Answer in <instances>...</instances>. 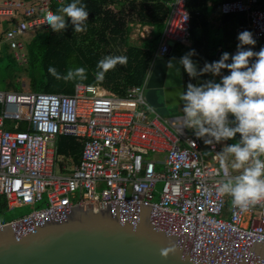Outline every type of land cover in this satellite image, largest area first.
I'll list each match as a JSON object with an SVG mask.
<instances>
[{"label":"built area","instance_id":"obj_1","mask_svg":"<svg viewBox=\"0 0 264 264\" xmlns=\"http://www.w3.org/2000/svg\"><path fill=\"white\" fill-rule=\"evenodd\" d=\"M263 1H224L220 14H245L254 38L264 41ZM187 2L168 5L146 79L123 94L93 85H77L73 94L0 91V199L8 210L31 209L6 224L0 217V227L75 205L98 212L107 204H150L194 222L198 236L207 223L264 243V203L241 212L215 193L217 181L233 174L216 158L222 147L208 145L212 157L206 160L203 141L189 129L179 132L180 117L167 120L146 98L157 59L192 42ZM53 3L64 6L65 0H0V59H25L23 40L51 30L45 17ZM61 137L82 144L69 174L58 150Z\"/></svg>","mask_w":264,"mask_h":264},{"label":"water","instance_id":"obj_2","mask_svg":"<svg viewBox=\"0 0 264 264\" xmlns=\"http://www.w3.org/2000/svg\"><path fill=\"white\" fill-rule=\"evenodd\" d=\"M172 60L177 71L169 68ZM157 59L146 98L169 115L167 91L184 87V70ZM75 205L0 227V264H264V243L150 204Z\"/></svg>","mask_w":264,"mask_h":264},{"label":"clouds","instance_id":"obj_3","mask_svg":"<svg viewBox=\"0 0 264 264\" xmlns=\"http://www.w3.org/2000/svg\"><path fill=\"white\" fill-rule=\"evenodd\" d=\"M45 21L56 33L67 31L69 25L82 33L87 31L89 11L83 0H71L56 12H48ZM237 39L235 54L224 52L218 61H206L203 67L193 60L194 49L176 61L197 81L187 83L180 95L178 130H191L212 148L223 145L215 152L216 158L233 174L226 173L217 181L215 193L229 197L231 207L244 212L264 203V47L254 50L257 41L248 30L241 31ZM127 62L125 55H106L97 63L96 81L102 82L108 71ZM168 66L177 71L172 60ZM48 72L66 82L87 79L84 67L69 68L63 75L54 67ZM204 76L211 78L202 80Z\"/></svg>","mask_w":264,"mask_h":264},{"label":"trees","instance_id":"obj_4","mask_svg":"<svg viewBox=\"0 0 264 264\" xmlns=\"http://www.w3.org/2000/svg\"><path fill=\"white\" fill-rule=\"evenodd\" d=\"M34 2L35 0H26ZM55 1V0H53ZM175 0H83L89 11V21L86 34L81 39L69 25L67 31L59 33L50 31L31 33L28 44L30 55L31 88L36 93L73 94L77 85L102 86L107 90L123 94L131 86L141 85L147 77L154 55L157 52L169 15V4ZM209 0H188L187 7L191 14L192 46L188 50L197 53L193 60L203 67L209 63L218 61L221 55H217L219 47L226 50L237 48L239 43L237 36L241 31L249 30L248 20L245 14H232L223 16V29L211 32L209 30ZM230 0H221V3ZM71 0H65V5ZM62 5L53 3L51 12H56ZM264 8V1L261 3ZM131 24H137L141 28L151 29L149 39L143 41L142 46H130L125 52L128 58L126 65H119V70H110L106 73L102 82H97L95 72L97 63L103 53L109 48H123L128 43V32ZM221 32V37L219 33ZM30 35V34H29ZM257 41V40H256ZM81 42V43H80ZM89 43L99 49L94 51L91 47L87 53L80 44ZM176 46L175 48H177ZM264 47V41H257L255 51ZM174 48V49H175ZM183 49L182 47H180ZM119 55V54H117ZM8 61L11 66L3 76V82L9 90H18L11 82V75L16 63L10 56L0 59ZM49 67H54L60 74H66L69 68L84 67L87 69V79L83 81H64L56 79L48 72ZM210 76L201 77L202 80ZM197 81L192 80L185 72V84ZM185 90V89H184ZM24 127H20V130ZM73 138L63 137L62 141H72ZM60 146V145H59ZM64 150L63 145L59 147ZM72 150V148H71Z\"/></svg>","mask_w":264,"mask_h":264},{"label":"rangeland","instance_id":"obj_5","mask_svg":"<svg viewBox=\"0 0 264 264\" xmlns=\"http://www.w3.org/2000/svg\"><path fill=\"white\" fill-rule=\"evenodd\" d=\"M65 5V4H64ZM131 30L128 32V44L124 45L123 48H109L110 50H107V53H103L102 50H100V53H102V57H105L106 55H125V52L128 50L130 46H142L143 41L146 39H149L151 29L149 27L141 28L137 24H131ZM86 34V32L79 33L77 36L78 39H81L83 35ZM33 34H30L27 36L23 41L25 45L28 47L29 41L31 40V36ZM81 43V42H80ZM81 49L87 53L88 49L93 47L94 51L99 52L98 48H95L94 46H90L89 43L80 44ZM181 46H178L173 51V56H180L181 55ZM25 59L22 61L16 62V66L13 69L12 75H11V82H13L17 89L19 91H26V92H33L31 88V77H30V55L28 51H25ZM11 66V64L8 61H3L2 65H0V91H6L9 90L7 85L3 82V76L6 73V69ZM119 70V65L113 69V71ZM180 98V93H179ZM177 106L174 107L171 106L170 108V114L166 116L165 118L169 120L170 118L176 117L178 114ZM173 107V108H172ZM212 157V152L207 148L204 147V158L206 160H209ZM62 159V158H61ZM67 161V165L69 166V161L64 158V161ZM66 174L70 173V169L65 172ZM162 184L158 185V189H161ZM31 209L29 207H21V208H15L12 210H8L3 201L0 199V217L4 224L9 223L17 218L23 217L24 215H27L30 213Z\"/></svg>","mask_w":264,"mask_h":264},{"label":"crops","instance_id":"obj_6","mask_svg":"<svg viewBox=\"0 0 264 264\" xmlns=\"http://www.w3.org/2000/svg\"><path fill=\"white\" fill-rule=\"evenodd\" d=\"M221 3V0H209L208 1V8H209V17H208V23H209V30H211V32L214 31H218L220 29H223V16L220 14V10H219V5ZM219 37H221V32L218 35ZM193 41L191 42V44L188 47H182L183 49L181 50V55L180 56H173V51L171 52V57L174 58H180L182 56H184L186 53H188V50L190 49V47L192 46ZM237 51V48H228V50L219 47L217 55H222V53L224 52H228L229 54H235ZM148 74V73H147ZM224 74H227V72H225ZM151 75V74H150ZM150 78V77H149ZM218 79V78H217ZM184 84H185V71H184ZM184 91V87L181 89H175V90H171V91H167L166 94H173L175 97L173 99L167 100L166 102V108L169 111L170 114V108L171 106H177V111H178V115L176 117L173 118H177L181 116V106H182V102L179 98V93L181 95V93ZM150 104V103H149ZM152 107V105H151ZM172 107V108H173ZM153 108V107H152ZM154 109V108H153ZM168 116V115H167ZM166 117V116H164ZM170 118V119H173ZM169 119V120H170ZM20 127H24V129L26 128V124H21ZM22 129V130H24ZM62 138H59L58 140V150L59 147L61 145H63L64 150L62 152H60L59 150V154L62 157L63 162L65 163V166L67 167V169L70 171L73 169V167L79 163L80 159H81V155H82V144L81 141H78L76 139H73L72 141H62ZM233 141H228V143H232ZM60 145V146H59ZM220 147H223L222 144H219ZM204 147L208 148V145H205L203 143V153H204ZM72 148V150H71ZM209 149V148H208ZM64 158L67 159L69 161V166L67 165V161H64ZM67 170V171H68Z\"/></svg>","mask_w":264,"mask_h":264}]
</instances>
